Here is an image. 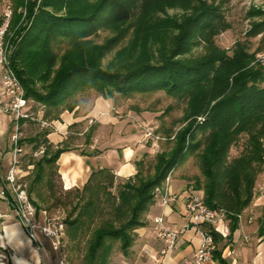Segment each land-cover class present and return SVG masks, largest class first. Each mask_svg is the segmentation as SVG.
<instances>
[{
    "label": "trees",
    "instance_id": "1",
    "mask_svg": "<svg viewBox=\"0 0 264 264\" xmlns=\"http://www.w3.org/2000/svg\"><path fill=\"white\" fill-rule=\"evenodd\" d=\"M9 6L4 43L9 65L30 101L29 116L18 121L19 133L35 120V106L43 111L39 120L48 125L79 108L88 92L112 99L163 92L183 105V126L176 132L164 130L171 150L158 154L147 170L136 162V173L118 185L114 170L99 167L83 186L66 189L61 179L63 188L57 189L53 177L61 176L58 161L73 149L65 141L52 143L47 128L30 138L20 135L23 152L26 141L32 144L28 161L27 154L20 157L27 172L21 182L30 180L28 199L44 183L48 201L64 208L66 238L71 250L81 254L82 264H111L115 250L129 256L159 191L190 156L201 168L191 193L199 192L209 207L227 212L232 235L264 173V61L256 57L264 50V9L250 11L258 20L248 39L237 41L230 53L216 43L230 23L222 6L207 0H10ZM169 8L184 13L161 17ZM4 22L5 14H0V28ZM102 31L110 34L98 43L94 38ZM260 34L261 46L250 51L249 37ZM199 48L203 51L195 54ZM89 132L90 146L93 129ZM31 204L40 218L43 209ZM205 228L218 245L223 238ZM213 259L226 264L218 249Z\"/></svg>",
    "mask_w": 264,
    "mask_h": 264
},
{
    "label": "rangeland",
    "instance_id": "2",
    "mask_svg": "<svg viewBox=\"0 0 264 264\" xmlns=\"http://www.w3.org/2000/svg\"><path fill=\"white\" fill-rule=\"evenodd\" d=\"M222 6L223 12L227 21L230 23V28L216 38V43L221 48L227 49L230 53L237 41H246L248 39V31L251 25L258 18L250 16L252 9L263 8L264 0H207ZM10 0H0V14H5L9 9ZM184 10L181 8H169L165 13H160L161 17H180ZM109 31H102L94 40L98 43L104 41ZM130 38V37H129ZM126 39L125 44L128 42ZM250 46L252 52L258 51L261 46V34L250 38ZM202 48L196 49L195 54L202 52ZM264 53V50L258 51L256 57ZM111 56L108 57V59ZM262 61H264L262 59ZM261 61V62H262ZM39 106H35L31 111L34 114L35 120H31L21 128V137L30 138L42 129L47 128L55 133L59 139L65 141L77 153L82 152L89 154L93 151L92 147H99L102 152L107 155V160L113 158L110 153H114L118 158L116 150L128 142L140 146V150L135 158V163L142 161L147 170L149 165H153L158 154L169 152L172 148L170 136L164 133L165 129H173L178 131L183 124L180 119L183 116V105H176V101L167 97L165 93L159 92L152 96H137L130 99L118 97L116 99L104 98L95 92H88L81 97V106L70 112L71 116L64 117L67 112H64L59 120L44 125L39 119L43 115V111ZM39 121H38V120ZM74 121V122H73ZM62 124H60V123ZM71 123V124H70ZM93 129L91 134L92 145H87V134L89 129ZM53 143V142H52ZM60 143V142H59ZM55 144V143H54ZM241 147L233 148L231 155H237ZM109 151V152H108ZM24 154H27V161L32 153V144L29 141L24 143ZM93 161V160H92ZM113 170V168H110ZM61 173V167L59 166ZM201 174L200 162L195 156H190L182 165L173 171L170 175V183L179 181L185 188L192 190L193 177ZM24 176L27 172L24 171ZM62 174L60 177H53L54 186L57 189L62 187ZM30 180L22 184L24 187H29ZM122 182L121 178H116V184ZM27 191V190H26ZM116 192V188H114ZM195 194L202 195L199 192ZM28 195V193H27ZM49 191L43 184L36 185L31 194V203L34 201L43 210L38 222L41 225H50L53 228L62 229V247L56 251L52 244H49L48 249L54 251L57 258L65 257L67 264H82V256L79 252L71 250L69 242L65 234V226L63 224L64 208L61 205L48 201ZM29 198V197H28ZM30 200V199H29ZM138 240V233L136 246ZM51 243V242H50ZM135 252L125 256L118 250H115L111 264H147L148 259L145 255H134Z\"/></svg>",
    "mask_w": 264,
    "mask_h": 264
},
{
    "label": "crops",
    "instance_id": "3",
    "mask_svg": "<svg viewBox=\"0 0 264 264\" xmlns=\"http://www.w3.org/2000/svg\"><path fill=\"white\" fill-rule=\"evenodd\" d=\"M6 101L0 75V108ZM63 116L68 117L71 114L67 112V115ZM21 132L19 133V124L13 114L0 113V189L6 184L5 177L11 163V139L16 134L21 135ZM49 139L55 144L62 140L55 133H51ZM132 145L134 144L128 142L120 150H116L118 158L108 151L113 158L109 163L102 162L107 158L104 154L107 152H102L97 146L92 147L93 150H98V153L92 156L81 155L75 150L63 153L58 164L61 167L64 187L69 189L83 186L91 172L99 167L113 168L121 179L133 176L137 171L135 158L141 147ZM170 185L178 199L169 206H163L158 199L150 209L147 226L137 230L138 240L133 252L134 255L147 256V264H184L201 244V237L195 227L191 225L185 229L188 224L186 203L191 189L185 188L179 181ZM261 186L262 176L257 181L252 204L241 214L239 226L232 235L229 221L219 223L214 230L223 238L215 245V249L221 251V258L226 264H264V196ZM0 215V264H59L54 251L48 249L51 241L38 232L43 248L37 249L1 194ZM160 215H165L175 229H185L179 237L174 253L165 258L159 255L162 244L157 238L153 223L154 217ZM225 227H228L227 232ZM204 264L220 263L212 259Z\"/></svg>",
    "mask_w": 264,
    "mask_h": 264
},
{
    "label": "built area",
    "instance_id": "4",
    "mask_svg": "<svg viewBox=\"0 0 264 264\" xmlns=\"http://www.w3.org/2000/svg\"><path fill=\"white\" fill-rule=\"evenodd\" d=\"M11 18V10L5 13V22L0 28V75L2 87L4 89L7 101L0 108V113H11L19 121L29 116L27 112L30 101L25 97V92L21 81L15 71L9 65L8 50L4 43L5 32L8 28ZM264 60V53L259 56ZM47 125V123H43ZM20 135L12 137V156L8 172L5 177L6 184L0 189L1 196L9 203L14 215L21 223L25 233L33 241L37 249H42L43 244L39 238L38 232L51 241L54 250L58 251L62 247V229L53 228L50 225H41L38 222L37 210L28 199L27 191L21 180L24 176V170L20 167V157L23 148L19 143ZM262 176L261 192L264 196V173ZM160 192V201L163 206H169L178 199V195L171 190L170 176L168 177L165 187ZM186 216L188 224L185 229L191 225L195 227L201 237L200 247L193 253L190 259L184 264H204L213 259L215 250L214 236L208 232L205 226H210L215 230L219 223L226 222L228 214L224 209H215L209 207L203 197L198 194L189 193L186 203ZM241 215L239 216V219ZM1 219V215H0ZM158 240L162 246L159 255L163 258L171 256L177 246L179 237L185 229H175L165 215L156 216L153 219ZM226 232L228 227H225ZM59 264H67L65 257H61Z\"/></svg>",
    "mask_w": 264,
    "mask_h": 264
}]
</instances>
